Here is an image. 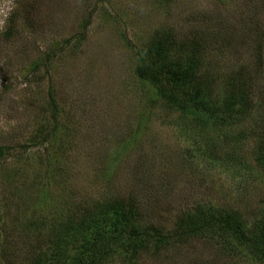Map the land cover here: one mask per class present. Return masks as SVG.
Masks as SVG:
<instances>
[{"label": "rangeland", "instance_id": "374dc122", "mask_svg": "<svg viewBox=\"0 0 264 264\" xmlns=\"http://www.w3.org/2000/svg\"><path fill=\"white\" fill-rule=\"evenodd\" d=\"M169 28L181 39L221 35L224 45L204 49L208 71L219 86L240 70L254 76L257 112L211 129L166 102L137 68L157 32ZM258 135L264 0H0V146L7 148L0 264H30L54 247L69 258L92 218L128 202L139 211L135 227L169 232L196 206L212 204L236 211L259 234ZM200 142L232 170L191 157ZM110 264L264 263L234 235L216 231L147 245L136 259L119 250Z\"/></svg>", "mask_w": 264, "mask_h": 264}, {"label": "trees", "instance_id": "16d2710c", "mask_svg": "<svg viewBox=\"0 0 264 264\" xmlns=\"http://www.w3.org/2000/svg\"><path fill=\"white\" fill-rule=\"evenodd\" d=\"M159 32L148 47L147 56L139 55L137 70L140 77L157 87L159 94L172 107L211 129L241 114L250 116L253 111L257 112L258 107H254L252 98L256 87L254 76H246L240 70L219 86L214 79L216 76L208 71L209 59L206 61L204 49L217 41L220 42L218 47L224 45L221 35H215V40L211 42L203 34L178 38L179 34L172 28ZM51 105L56 129L58 104L55 99H52ZM258 136L254 152L260 159L264 158V136ZM198 137L202 138L203 134L198 133ZM6 149V146H0V160L5 156ZM192 155L204 164L209 162L214 168L218 164L224 171L232 170L228 165L229 159L223 160L226 161L223 163L225 166L218 163L217 160L222 158L209 155L201 142ZM105 208V212L90 220L88 234L83 237L75 255L62 259L54 247L46 258L40 260L37 256L30 264H110L114 253L119 250L136 259L138 252L147 245L163 247L173 241L184 242L193 236L212 238L216 231L234 235L264 263V219L258 226L259 234H252L253 230L236 211L209 204L196 206L193 212L179 219L172 230L164 232L152 227L133 226L139 214L135 202L111 204Z\"/></svg>", "mask_w": 264, "mask_h": 264}]
</instances>
